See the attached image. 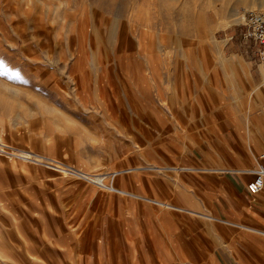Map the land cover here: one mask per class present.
I'll use <instances>...</instances> for the list:
<instances>
[{
    "label": "rangeland",
    "instance_id": "1",
    "mask_svg": "<svg viewBox=\"0 0 264 264\" xmlns=\"http://www.w3.org/2000/svg\"><path fill=\"white\" fill-rule=\"evenodd\" d=\"M250 9L0 0V264H95L133 200L163 201L165 169L240 155L264 116Z\"/></svg>",
    "mask_w": 264,
    "mask_h": 264
},
{
    "label": "crops",
    "instance_id": "2",
    "mask_svg": "<svg viewBox=\"0 0 264 264\" xmlns=\"http://www.w3.org/2000/svg\"><path fill=\"white\" fill-rule=\"evenodd\" d=\"M247 119L237 158L165 169L163 201L133 200L102 233L95 264H264V188L247 189L264 165V116Z\"/></svg>",
    "mask_w": 264,
    "mask_h": 264
},
{
    "label": "built area",
    "instance_id": "3",
    "mask_svg": "<svg viewBox=\"0 0 264 264\" xmlns=\"http://www.w3.org/2000/svg\"><path fill=\"white\" fill-rule=\"evenodd\" d=\"M243 25V36L258 45L257 64L264 78V13L258 10H244L239 14ZM264 160V153L260 155ZM253 178L248 182L247 189L252 195L259 194L264 188V165L256 170L249 171Z\"/></svg>",
    "mask_w": 264,
    "mask_h": 264
},
{
    "label": "bare ground",
    "instance_id": "4",
    "mask_svg": "<svg viewBox=\"0 0 264 264\" xmlns=\"http://www.w3.org/2000/svg\"><path fill=\"white\" fill-rule=\"evenodd\" d=\"M262 86H264L263 85V83L261 84V85H258L257 87H259V88H261ZM256 89V88H255ZM3 146V145H2ZM5 147H6V145H4ZM16 149V148H15ZM23 149V148H22ZM19 150V149H18ZM17 151V150H16ZM21 151V150H20ZM23 151V150H22ZM21 151V152H22ZM25 151V150H24ZM29 151V150H28ZM26 152V151H25ZM24 152V153H25ZM27 153V152H26ZM32 153V152H31ZM29 154H30V152H29ZM18 155V154H17ZM34 155H37V154H34ZM40 155V154H39ZM38 155V156H39ZM19 156H21V155H19ZM44 156V155H43ZM24 157V156H23ZM26 157V156H25ZM48 157V156H47ZM26 158H28V157H26ZM41 158V157H40ZM29 159V158H28ZM37 159V158H36ZM31 160V159H30ZM50 160V159H49ZM37 161H38V159H37ZM53 161H54V159H53ZM38 162H40V160L38 161ZM44 162V161H43ZM177 168H175V170H176ZM180 169V168H179ZM217 169H219V168H217ZM219 171V170H218ZM79 174V173H78ZM80 174H82V173H80ZM85 175H87V174H85ZM86 178H87V176H86ZM92 179V178H91ZM95 180V179H94ZM98 180V179H97ZM96 180V181H97ZM95 182V181H94ZM102 185V184H101ZM105 185V184H104ZM111 187V186H110ZM112 188H114V187H112ZM118 189V188H117ZM118 191V190H117ZM122 192V191H121ZM128 194V193H127ZM139 197V196H138ZM156 202V201H155ZM160 203V202H159ZM164 204V203H163ZM162 205V204H161ZM165 205H167V204H165ZM167 206H169V205H167Z\"/></svg>",
    "mask_w": 264,
    "mask_h": 264
}]
</instances>
